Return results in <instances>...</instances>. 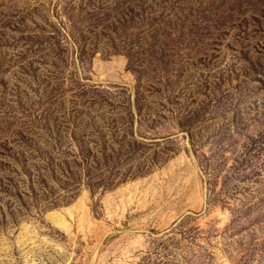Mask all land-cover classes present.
I'll use <instances>...</instances> for the list:
<instances>
[{
	"label": "rangeland",
	"instance_id": "1",
	"mask_svg": "<svg viewBox=\"0 0 264 264\" xmlns=\"http://www.w3.org/2000/svg\"><path fill=\"white\" fill-rule=\"evenodd\" d=\"M0 264H264V0H0Z\"/></svg>",
	"mask_w": 264,
	"mask_h": 264
}]
</instances>
